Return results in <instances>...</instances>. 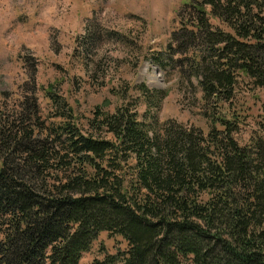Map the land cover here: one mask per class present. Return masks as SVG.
<instances>
[{"label": "trees", "instance_id": "1", "mask_svg": "<svg viewBox=\"0 0 264 264\" xmlns=\"http://www.w3.org/2000/svg\"><path fill=\"white\" fill-rule=\"evenodd\" d=\"M178 17L165 54L200 79L207 134L150 130L139 103L85 124L35 80L0 105V264H81L102 234L127 248L92 264H264V110L247 144L229 118L239 85L264 91V0H187ZM136 90L156 110L165 95Z\"/></svg>", "mask_w": 264, "mask_h": 264}, {"label": "rangeland", "instance_id": "2", "mask_svg": "<svg viewBox=\"0 0 264 264\" xmlns=\"http://www.w3.org/2000/svg\"><path fill=\"white\" fill-rule=\"evenodd\" d=\"M186 1L0 0V105H15L35 80L39 88L56 87L85 124L97 109L114 113L139 103V120L150 130L174 121L207 134L205 107L196 106L200 79L186 56L165 54ZM143 84L164 92L157 110L140 100L136 87ZM39 96L46 116L44 91ZM237 96L229 118L240 116L237 139L247 144L263 120L264 91L242 83ZM126 248L102 234L81 264Z\"/></svg>", "mask_w": 264, "mask_h": 264}]
</instances>
